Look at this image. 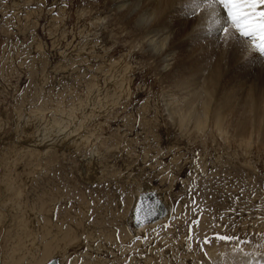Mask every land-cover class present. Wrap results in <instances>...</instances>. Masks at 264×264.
<instances>
[{
    "label": "rangeland",
    "instance_id": "374dc122",
    "mask_svg": "<svg viewBox=\"0 0 264 264\" xmlns=\"http://www.w3.org/2000/svg\"><path fill=\"white\" fill-rule=\"evenodd\" d=\"M115 1L0 0V264H264V64L152 0L176 27L162 72ZM36 123L77 147H29ZM142 187L170 211L134 235Z\"/></svg>",
    "mask_w": 264,
    "mask_h": 264
},
{
    "label": "snow or ice",
    "instance_id": "6c2138e0",
    "mask_svg": "<svg viewBox=\"0 0 264 264\" xmlns=\"http://www.w3.org/2000/svg\"><path fill=\"white\" fill-rule=\"evenodd\" d=\"M182 8L183 16L186 18L196 17L202 11L206 14L200 34L194 38L193 43H200L202 39L207 40L208 37L215 35L216 39L211 41L213 47L223 46L234 58H238L241 50H250L254 53L252 59L264 57V0H186ZM166 27H169L166 22L158 23L152 32L161 34L164 41L168 42V35L162 31ZM180 35H183V30ZM176 39H179V36L173 38V44ZM175 50L173 47L168 55L171 56ZM146 219L147 216L138 217L137 222L143 223ZM218 238L221 241L236 239L237 244L240 243L238 238L230 236ZM233 251L255 255L244 252L239 247Z\"/></svg>",
    "mask_w": 264,
    "mask_h": 264
},
{
    "label": "bare ground",
    "instance_id": "6f19581e",
    "mask_svg": "<svg viewBox=\"0 0 264 264\" xmlns=\"http://www.w3.org/2000/svg\"><path fill=\"white\" fill-rule=\"evenodd\" d=\"M148 1H152V0H116V6L118 8V10L121 12V13H124V12H127L128 13V18H130L132 21H133V24L136 25V26H140L142 27L141 30H139V33H140V36L142 37L143 39V42L146 44L147 46V51L150 52L152 55L154 56H158L160 58V63L162 64L161 66V71L162 72H166L170 67L171 65H173V62H174V54L172 52V55L169 56L168 53L169 51L167 52H160L158 51L159 47L162 45V43H164V38L162 37L161 34L159 33H153L152 32V29L155 27L156 24L158 23H162V21L165 20L162 19V21H157L155 24H154V21H155V14H156V10L154 9V7L152 6H148ZM175 7H178V6H182L186 0H175ZM176 9V8H175ZM175 13H177V11H175ZM200 17L197 19V21L199 22L198 23V26H199V29H202L203 27V24H204V20L206 19V14L205 12H200L198 14ZM197 15V16H198ZM196 16V17H197ZM172 18L171 15H167L166 16V23L169 27H166L164 29H162V31L168 35V38L169 36H171V34H173L175 31H176V27L173 26L171 23H170V19ZM163 22V23H165ZM131 26L133 27V25L131 24ZM130 27V26H129ZM134 29V27H133ZM131 30V29H130ZM212 37H215V35H213ZM159 46V47H158ZM249 53L250 50H248ZM252 56L254 55V53H251ZM256 60V65L258 66L259 64L263 65L264 64V57H260V58H257V59H254ZM171 61V62H169ZM204 78H202L203 80ZM200 80V78H199ZM201 80V81H202ZM199 81V82H196L194 85H189L187 88L185 87L184 90H183V95L185 96L183 99L186 100L187 102L190 100V98H192L194 95H197V96H203V95H206L203 91H202V88L204 85H201L202 82ZM195 82V81H194ZM117 86V85H116ZM121 88V87H120ZM183 88V87H182ZM194 88V89H192ZM108 89V88H107ZM117 90V89H116ZM110 95H112V97L114 98L115 97V90L114 88L113 89H110L108 91ZM117 93V92H116ZM119 94H117L118 96ZM182 95V94H181ZM108 97V96H107ZM109 99V98H108ZM116 99V97H115ZM115 99H112V102L113 100ZM189 99V100H188ZM197 100V99H196ZM195 101V100H194ZM190 102V101H189ZM193 102V101H192ZM195 104V103H194ZM195 107L192 104H189V112L190 113H195ZM199 110V109H198ZM199 113H195V114H198L200 115L199 117H195L193 118V121H196V124L198 126L201 125V122L202 120L201 119H205L207 118V114H206V111L201 109V111H198ZM189 113V117L192 116V114ZM214 113H217V111L215 110ZM31 116V115H30ZM39 122V120L37 121ZM57 122V121H56ZM38 124V123H36ZM61 124V123H59ZM62 127L65 125L63 122H62ZM215 124H216V127L222 132V133H227V130H222V128L220 127L219 125V121H215ZM56 126V124L54 125V127ZM59 125L57 124V127H55V129H51L48 128L50 131L49 132H54L55 135L52 139H50L52 136V134H50V137L49 136H46V132L44 131V128H41L40 127V124H38V126L35 127V129L33 131H30L31 134H32V137L34 140H32V143L33 144H30L28 145L29 147H32V148H35L36 146H40L39 148H42L44 145H46L45 147H59L61 149H65L66 148V145H70V146H73L75 147V141L74 139H71V140H68L66 141L67 143H64V140H65V131L67 132V130H64L62 129V127H58ZM61 126V125H60ZM65 127V126H64ZM45 128V129H47ZM60 131H59V129ZM66 128V127H65ZM64 128V129H65ZM62 129V130H61ZM68 129V128H67ZM29 132V134H30ZM44 132V134H43ZM53 133V134H54ZM48 135V134H47ZM29 136V135H28ZM80 138V136H79ZM67 139V138H66ZM78 140V139H77ZM30 141V140H29ZM55 145V146H53ZM67 145V146H68ZM43 147V148H45ZM77 147V145H76ZM28 148V147H27ZM37 148V147H36ZM46 149V148H45ZM44 149V150H45ZM49 149V148H48ZM66 149H69V148H66ZM71 149V148H70ZM82 173L85 174L86 173V169L85 168H82ZM55 259V258H54ZM51 261H54L53 259ZM50 261V262H51ZM49 263V262H48ZM47 263V264H48ZM229 264V263H228Z\"/></svg>",
    "mask_w": 264,
    "mask_h": 264
},
{
    "label": "water",
    "instance_id": "95a60500",
    "mask_svg": "<svg viewBox=\"0 0 264 264\" xmlns=\"http://www.w3.org/2000/svg\"><path fill=\"white\" fill-rule=\"evenodd\" d=\"M169 211L170 207L168 202L158 194L156 189L142 187L138 190L129 214V229L134 235H136L145 228L165 220L168 217ZM144 216H147V219L143 223H138V217L143 218ZM53 260L55 264H59L57 258ZM51 262L48 264H51Z\"/></svg>",
    "mask_w": 264,
    "mask_h": 264
}]
</instances>
